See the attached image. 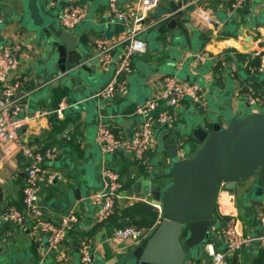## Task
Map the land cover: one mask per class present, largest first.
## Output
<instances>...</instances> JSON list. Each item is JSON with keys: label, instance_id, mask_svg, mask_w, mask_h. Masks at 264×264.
Instances as JSON below:
<instances>
[{"label": "crops", "instance_id": "crops-1", "mask_svg": "<svg viewBox=\"0 0 264 264\" xmlns=\"http://www.w3.org/2000/svg\"><path fill=\"white\" fill-rule=\"evenodd\" d=\"M70 1L87 8L86 21L73 32L83 39L94 57L96 41H113L124 31L121 22H112L108 16L109 0H43L44 13L61 27L58 14ZM135 1L119 0L122 6L132 5ZM170 1L157 0L155 7L148 11L146 21L154 20L152 16L156 10L160 6L168 8ZM189 2L192 3L176 28L166 26L170 18L160 17L159 23L142 33L148 47L145 52L134 55L128 91L109 101L94 94L114 77L118 50L113 54V62L107 66L98 65L95 57L92 61L95 69L90 78L73 85L68 77H58V65L51 61L46 49H38L34 44L33 34L21 21L24 15L21 0H0V46L16 42L22 45L24 54L31 55L20 58L18 72V78L23 82L25 114L31 117L20 130L21 139L42 150L52 146L58 148L57 156L42 166L57 172L58 178L52 184L45 178L40 182L41 205L46 210V217L56 224L72 209L80 219L55 251L47 250L46 233L30 221L15 225L0 220V264H80L79 244L82 241L93 245L95 264H121L139 244L130 238L116 237L114 233L119 228L110 220L101 223L94 220L95 208L89 196L106 185L104 169L119 172L123 182L115 212L141 201L142 197L151 201L144 182L156 184L168 180L164 167L169 161L167 145L171 139L175 138L180 153L193 152L199 146L192 135L195 125L206 129H211L215 123L224 126L229 116L248 112L250 108L244 95L249 89L256 91L264 101V72L248 68L249 63L257 66L254 61L260 58L252 57L264 46V0H250L237 10L232 6L233 0ZM198 6L217 17L222 22L221 29L216 31L208 27L195 11ZM106 31H112L110 39L105 36ZM172 74L189 81L203 80L205 99L202 104L185 100L173 108L161 106L175 113V121L155 126L154 141L147 153L149 165L144 167L126 150L102 151L96 140L98 122L103 119L116 134L131 135L142 118L134 113L139 104L137 100H150L158 82ZM64 98H67L68 107L61 119L54 112L35 115L42 108L54 110ZM181 139H187L184 146L180 145ZM3 149L4 145L0 144V217L10 206L23 209V186L27 175L26 157L22 153L4 155ZM159 174L165 177L159 179ZM138 181L142 184L135 188ZM251 181L250 178L235 184L228 213L234 215L242 234L256 237L262 232L259 219L264 214V203L254 202L263 197L247 195L245 188ZM215 215L220 229L222 220L217 207ZM212 242L218 250L225 247L218 236H214ZM208 244H204L197 256L199 262L195 260L189 264H213L207 253ZM262 247L259 241L253 240L230 264H251Z\"/></svg>", "mask_w": 264, "mask_h": 264}, {"label": "built area", "instance_id": "built-area-1", "mask_svg": "<svg viewBox=\"0 0 264 264\" xmlns=\"http://www.w3.org/2000/svg\"><path fill=\"white\" fill-rule=\"evenodd\" d=\"M108 16L112 22L118 21L124 25V31L113 41L98 40L93 46L98 65L107 66L115 57L113 54L118 50V62L114 77L97 93L95 97L112 101L118 96L125 95L128 91V76L132 73V61L134 55L145 52L148 43L142 36L145 31L155 26L158 21L147 22L148 11L157 4V0H137L132 5L122 6L119 0H109ZM250 0H233L232 6L235 10L243 8ZM205 24L215 29H221L222 22L207 11L203 6L195 9ZM87 8L82 4L70 1L58 14L57 21L61 28L74 31L84 23L87 18ZM264 45V41H263ZM25 53V52H24ZM22 52V45L13 42H6L0 46V144L4 145V155L22 153L27 159V175L23 186V209L15 206L7 208L0 220L10 221L15 225H23L30 221L33 226L47 235V250L55 251L60 248L67 233L75 228L80 219L75 210L65 213L56 224L46 217V210L40 202V182L45 178L47 182L54 183L58 173L49 168L42 167L46 161L53 160L58 154L57 147L38 149L23 142L20 130L31 118L25 114V103L23 82L18 78L21 57L30 58V54ZM260 58L257 66L248 64V68L258 72H264V46L263 50H256L252 58ZM125 75V77L123 76ZM250 110L263 111V99L249 89L244 95ZM189 100L196 104L204 102L203 87L197 81H189L180 78L177 74L163 77L157 84L154 95L144 104H138L134 113L139 115L141 120L136 125L134 132L129 136H122L114 132L111 125L101 119L97 125L96 140L102 151L105 153H116L118 150H126L133 158L144 167L149 165L147 153L153 144L155 126L157 124H172L175 121V113L161 106L173 108L182 101ZM68 107L67 98H64L59 106L52 111L45 108L37 111L36 116L46 115L54 112L58 118L65 116L64 110ZM107 183L99 191L89 196L94 208L96 223L107 220L116 211V203L121 196L123 182L119 172L109 168L104 169ZM234 194L228 190L224 183L219 190L216 207L222 220V227H215L214 236H218L225 244L223 250H218L215 242L207 245V253L212 257L213 264H230L231 259L241 249L251 245L253 240L259 241L264 246V214L260 216L262 232L256 237L245 236L238 228L234 215L229 214V206L232 205ZM143 202L161 209L158 204H153L146 198L140 199ZM216 217V216H215ZM217 221V217H216ZM217 229H219L217 231ZM152 229L136 228L133 226L120 227L116 229V237L130 238L138 243L149 236ZM80 264H95L93 245L88 241L79 244Z\"/></svg>", "mask_w": 264, "mask_h": 264}, {"label": "water", "instance_id": "water-1", "mask_svg": "<svg viewBox=\"0 0 264 264\" xmlns=\"http://www.w3.org/2000/svg\"><path fill=\"white\" fill-rule=\"evenodd\" d=\"M42 1L21 0L24 7L21 21L33 34L37 48L46 49L51 61L58 65V77L66 76L77 85L93 74L95 57L78 34L58 27L44 13ZM189 1L171 0L168 8L160 6L152 18L155 21H160V17L170 18L166 26L176 28L192 3ZM104 34L110 39L113 33ZM137 102L144 104L145 100ZM192 135L199 142L193 152L180 153L175 138L169 141V161L164 167L168 181L144 182L151 202L161 206L159 217L149 236L121 264L198 261L197 256L218 225L215 209L222 183L231 191L236 183L251 178L250 186L245 188L247 195L263 197L254 202L264 203V111L248 110L231 115L224 126L215 123L211 129L195 125ZM186 141L181 139L180 145L184 146ZM140 184L138 181L135 188Z\"/></svg>", "mask_w": 264, "mask_h": 264}, {"label": "trees", "instance_id": "trees-1", "mask_svg": "<svg viewBox=\"0 0 264 264\" xmlns=\"http://www.w3.org/2000/svg\"><path fill=\"white\" fill-rule=\"evenodd\" d=\"M254 63L258 64L259 59L256 58ZM162 174L158 175V178H164ZM163 183V182H162ZM216 216V215H215ZM159 217V209L150 205L149 203L138 201L137 203L127 206L124 210L117 213L115 212L111 215L108 220L111 223H114L118 228L133 226L136 228H146L153 229L156 225V222ZM215 229L207 240L208 243H211L214 237ZM236 256H233L231 259L232 262L236 260ZM251 264H264V246L256 253L252 258Z\"/></svg>", "mask_w": 264, "mask_h": 264}, {"label": "rangeland", "instance_id": "rangeland-1", "mask_svg": "<svg viewBox=\"0 0 264 264\" xmlns=\"http://www.w3.org/2000/svg\"><path fill=\"white\" fill-rule=\"evenodd\" d=\"M180 78H182V77H180ZM202 87L204 86V81L202 80V81H197ZM204 99H205V97H204ZM211 105H212V107H214L215 106V104H212L211 103ZM250 108V107H249ZM263 109V111H264V107L262 108ZM168 181V180H167ZM205 244H207V241H206V243Z\"/></svg>", "mask_w": 264, "mask_h": 264}]
</instances>
